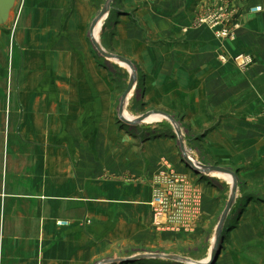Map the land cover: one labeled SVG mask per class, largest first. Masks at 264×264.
<instances>
[{"label": "rangeland", "instance_id": "obj_1", "mask_svg": "<svg viewBox=\"0 0 264 264\" xmlns=\"http://www.w3.org/2000/svg\"><path fill=\"white\" fill-rule=\"evenodd\" d=\"M249 1L17 0L0 25V109L13 110L7 114L19 127L21 114L55 104L57 135H68L73 145L80 138L87 144L89 205L128 193L135 198L119 215L133 224L131 244L97 264H264V171L255 164L257 147L252 143L227 154L214 144L222 137H213L225 128L256 137V123L233 111H213L218 96L207 91L223 87V79L204 80L200 110L179 96L192 90L185 71L191 56L207 58L215 40L223 48L222 39L236 37ZM107 5L99 21L100 47L91 27ZM225 28L227 36L221 34ZM215 55L226 62L222 53ZM178 59L184 64L181 87L171 84ZM251 61L247 56L241 65ZM133 74L136 85L125 112L136 119L165 116L141 124L124 120L122 96ZM22 104L23 111L16 110ZM163 171L179 180L177 199L186 198L190 214L186 224L164 216L165 228L157 229L151 202L157 189L171 191ZM234 186L236 196L219 232ZM138 255L143 257L135 259Z\"/></svg>", "mask_w": 264, "mask_h": 264}, {"label": "crops", "instance_id": "obj_2", "mask_svg": "<svg viewBox=\"0 0 264 264\" xmlns=\"http://www.w3.org/2000/svg\"><path fill=\"white\" fill-rule=\"evenodd\" d=\"M248 4L236 37L222 39L223 48H218L215 40L208 46L214 54L207 58L191 56L185 71L191 74L187 82L192 90L179 96L191 102L193 110H200L204 80L223 79V87L207 91L223 96V102L215 98L213 111H233L230 114L235 117L252 119L257 130L253 137L252 133L242 135L225 128L223 133L214 132V139L222 137L214 144L234 154L254 143L259 157L255 164L264 171V0H250ZM256 5L263 10L252 12ZM216 53H222L226 62L219 61ZM237 56L242 57L234 60ZM247 56L251 63L241 65ZM183 68L178 59L172 85L181 87L178 77ZM16 107L20 112L24 109V105ZM2 109L0 264H97L106 253L131 244L133 224L119 215L121 207H131L135 198L128 193L112 198V203L101 198L100 206L89 205L87 144L80 138L79 142L74 139L73 145L68 135H57L60 129L55 104L38 105L33 113L21 114L19 127L7 114L13 110ZM153 225L165 228L155 220ZM135 230L134 225L133 233Z\"/></svg>", "mask_w": 264, "mask_h": 264}, {"label": "built area", "instance_id": "obj_3", "mask_svg": "<svg viewBox=\"0 0 264 264\" xmlns=\"http://www.w3.org/2000/svg\"><path fill=\"white\" fill-rule=\"evenodd\" d=\"M251 10L256 13L261 11L262 7L255 6ZM229 32L230 30L225 28L221 34L227 36ZM161 178L168 183L171 191L167 192L162 189H157L154 194L151 205L154 211L156 224L158 226H165L166 222L162 220L164 216L168 217L169 222L186 224L189 218L190 209L188 208V201H186V198H182L180 201L177 199V194L181 188L179 180L167 171L162 172ZM59 224L66 225L67 222L60 221Z\"/></svg>", "mask_w": 264, "mask_h": 264}, {"label": "water", "instance_id": "obj_4", "mask_svg": "<svg viewBox=\"0 0 264 264\" xmlns=\"http://www.w3.org/2000/svg\"><path fill=\"white\" fill-rule=\"evenodd\" d=\"M16 2L17 0H0V25H3L5 23L8 22L10 16H11V13H12V10L14 9L15 5H16ZM108 5L101 11V13L96 17V19L94 20L93 22V25L91 27V32L93 33L94 30H95V27L96 25L98 24V22L105 16V14L107 13V10H108ZM104 54L110 58H115V59H119L120 61H124L128 64H131V62L127 59H125L124 57H121L119 55H112L110 53H107V52H104ZM136 84V76L133 74L131 76V79H130V83L128 85V88L126 89V91L124 92L123 96H122V102H121V113H123V109H124V103L127 99V97L129 96V94L131 93V91L133 90L134 86ZM150 114H145L141 117H139V119H134L133 122H130V123H139V122H142L143 120H145L146 118L149 117ZM207 170H210V171H219V172H228V173H231L232 171L229 170V169H226V168H223V167H220V166H205ZM233 173V172H232ZM235 187V186H234ZM236 187L235 189H233V195L232 197L230 198V201L223 213V216H222V219H221V223L219 225V232H221V229H222V225L225 221V218H226V215L227 213L230 211L232 205H233V202H234V198L236 196ZM143 256L141 255H138V256H135L134 258L135 259H140L142 258ZM174 258V257H172ZM176 259H179V258H176Z\"/></svg>", "mask_w": 264, "mask_h": 264}, {"label": "bare ground", "instance_id": "obj_5", "mask_svg": "<svg viewBox=\"0 0 264 264\" xmlns=\"http://www.w3.org/2000/svg\"><path fill=\"white\" fill-rule=\"evenodd\" d=\"M99 24L98 25H96V27H95V30H94V32H93V37H94V39H95V41H96V43L98 44V46H100V47H102L101 45H100V41H99V28H100V22H98ZM136 85V84H135ZM134 88H135V86H134ZM134 88H133V90L131 91V93L134 91ZM130 93V94H131ZM130 94H129V96H130ZM127 97V99H126V101H125V105L127 104V100L128 99H130V97ZM124 120L125 121H127V122H133L134 121V119H136L135 117L134 118H131L130 116V114L129 113H127V112H125V107H124ZM129 117H128V116ZM162 116H165V115H162V114H154V115H151L150 117H148V118H146L145 120H143L142 122H145L146 120H148L149 118H161ZM142 122H140V124L142 123ZM189 153H187L186 154V157H187V159H188V161L193 165H196V162H197V160H196V158L192 155L191 156V154L190 155H188ZM213 173H215V172H213ZM225 173H223V174H221L220 173V175H224ZM230 177H232V176H230ZM233 179V178H232ZM234 181V180H233ZM234 183V182H233ZM195 263V262H194ZM200 264V263H199Z\"/></svg>", "mask_w": 264, "mask_h": 264}]
</instances>
